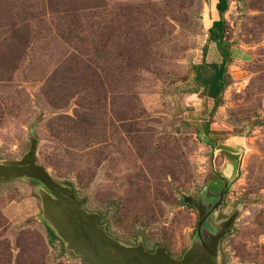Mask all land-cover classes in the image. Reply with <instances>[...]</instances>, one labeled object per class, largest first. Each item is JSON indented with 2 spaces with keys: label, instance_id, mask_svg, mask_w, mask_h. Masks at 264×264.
<instances>
[{
  "label": "rangeland",
  "instance_id": "obj_1",
  "mask_svg": "<svg viewBox=\"0 0 264 264\" xmlns=\"http://www.w3.org/2000/svg\"><path fill=\"white\" fill-rule=\"evenodd\" d=\"M217 3L0 0V159H21L35 136L38 162L113 237L177 258L200 220L188 199L226 176L209 229L237 215L219 262L264 264V0H230L223 15L219 105L193 69L222 62ZM40 188L0 184V264H86L51 240Z\"/></svg>",
  "mask_w": 264,
  "mask_h": 264
},
{
  "label": "water",
  "instance_id": "obj_2",
  "mask_svg": "<svg viewBox=\"0 0 264 264\" xmlns=\"http://www.w3.org/2000/svg\"><path fill=\"white\" fill-rule=\"evenodd\" d=\"M30 141V149L21 159H0V184L17 179L40 183L45 222L86 264H220V242L230 231L237 215L234 213L214 230L209 229L214 212L222 204L224 191L209 212H206L202 197L188 199L197 207L200 220L192 246L177 258L162 246L148 250L143 242L127 245L113 237L101 223V215L86 209V198L78 197L74 188L58 181L46 166L38 162V139L31 136ZM219 177L224 181L223 190H226L229 187L226 176Z\"/></svg>",
  "mask_w": 264,
  "mask_h": 264
},
{
  "label": "trees",
  "instance_id": "obj_3",
  "mask_svg": "<svg viewBox=\"0 0 264 264\" xmlns=\"http://www.w3.org/2000/svg\"><path fill=\"white\" fill-rule=\"evenodd\" d=\"M230 0H218L217 9L221 18L215 20L210 27V40L217 44V47L223 57L221 63L213 62L211 64H195L193 66L195 79L201 83L206 94L215 100L219 105L222 101L221 94L228 84L227 64L230 61L229 43L225 39L226 21L223 17L228 8ZM66 184L73 186V183L67 181ZM103 223V222H102ZM47 232L51 240L59 239L56 232L46 223Z\"/></svg>",
  "mask_w": 264,
  "mask_h": 264
},
{
  "label": "flooded vegetation",
  "instance_id": "obj_4",
  "mask_svg": "<svg viewBox=\"0 0 264 264\" xmlns=\"http://www.w3.org/2000/svg\"><path fill=\"white\" fill-rule=\"evenodd\" d=\"M227 189L223 190V185L221 187H219V188L218 187H214V189L210 187V189L206 192L205 197L202 198V202H203V204L206 207V212H209L212 209V207L219 201L220 196H221V192L222 191L227 192ZM210 197L212 199H207V198H210ZM206 200H209L208 204L205 202Z\"/></svg>",
  "mask_w": 264,
  "mask_h": 264
}]
</instances>
